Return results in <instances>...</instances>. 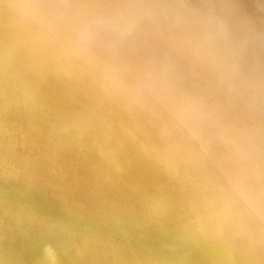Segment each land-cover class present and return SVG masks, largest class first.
Listing matches in <instances>:
<instances>
[{"label": "bare ground", "instance_id": "bare-ground-1", "mask_svg": "<svg viewBox=\"0 0 264 264\" xmlns=\"http://www.w3.org/2000/svg\"><path fill=\"white\" fill-rule=\"evenodd\" d=\"M0 264H264V0H0Z\"/></svg>", "mask_w": 264, "mask_h": 264}]
</instances>
